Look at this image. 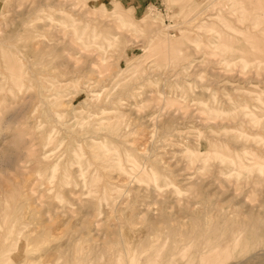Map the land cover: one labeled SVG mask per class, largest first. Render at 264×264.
<instances>
[{
  "label": "rangeland",
  "instance_id": "obj_1",
  "mask_svg": "<svg viewBox=\"0 0 264 264\" xmlns=\"http://www.w3.org/2000/svg\"><path fill=\"white\" fill-rule=\"evenodd\" d=\"M263 8L0 0V264H264Z\"/></svg>",
  "mask_w": 264,
  "mask_h": 264
},
{
  "label": "bare ground",
  "instance_id": "obj_2",
  "mask_svg": "<svg viewBox=\"0 0 264 264\" xmlns=\"http://www.w3.org/2000/svg\"><path fill=\"white\" fill-rule=\"evenodd\" d=\"M241 1H243V0H241ZM243 4V3H242ZM263 6V5H262ZM244 7H246V6H244ZM264 9V8H263ZM245 11V10H244ZM249 11V10H248ZM250 12V11H249ZM246 13V12H245ZM253 14V13H252ZM257 14V13H256ZM258 16H259V18H260V14H257ZM262 15H263V13H262ZM254 19H258V18H254ZM258 22V21H257ZM147 25V24H146ZM259 25V24H258ZM126 26V25H125ZM263 31V30H262ZM153 134V133H152ZM103 149V148H102ZM106 150V149H105ZM102 153V152H101ZM109 153V152H108ZM96 154H98V152L96 153ZM106 156V155H105ZM95 159H96V157H95ZM116 162V161H115ZM131 162V161H130ZM109 164V163H108ZM134 166H135V164H134ZM133 169V168H132ZM135 169V168H134ZM134 169H133V171H134ZM138 172H140V171H138ZM143 172V171H142ZM141 173V172H140ZM144 173H146V172H144ZM143 173V174H144ZM155 173V172H154ZM142 174V173H141ZM156 174V173H155ZM145 175H147V174H144V176ZM140 176V175H139ZM147 178V177H146ZM157 190V189H156ZM105 201V200H104ZM106 202V201H105ZM46 256V255H45ZM31 259V258H30ZM29 259V260H30Z\"/></svg>",
  "mask_w": 264,
  "mask_h": 264
}]
</instances>
